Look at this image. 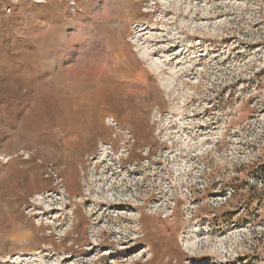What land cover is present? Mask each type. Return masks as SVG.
<instances>
[{"label":"rangeland","instance_id":"374dc122","mask_svg":"<svg viewBox=\"0 0 264 264\" xmlns=\"http://www.w3.org/2000/svg\"><path fill=\"white\" fill-rule=\"evenodd\" d=\"M0 264H264V0H0Z\"/></svg>","mask_w":264,"mask_h":264},{"label":"bare ground","instance_id":"6f19581e","mask_svg":"<svg viewBox=\"0 0 264 264\" xmlns=\"http://www.w3.org/2000/svg\"><path fill=\"white\" fill-rule=\"evenodd\" d=\"M145 59V56H142ZM148 60V59H147Z\"/></svg>","mask_w":264,"mask_h":264}]
</instances>
